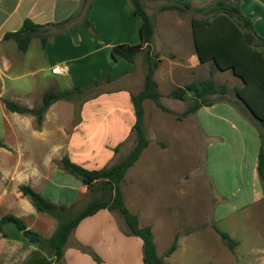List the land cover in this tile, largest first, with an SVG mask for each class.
<instances>
[{"label":"crops","instance_id":"crops-1","mask_svg":"<svg viewBox=\"0 0 264 264\" xmlns=\"http://www.w3.org/2000/svg\"><path fill=\"white\" fill-rule=\"evenodd\" d=\"M88 1L90 5L86 11ZM153 1L166 0H141L142 4ZM170 1L188 2L192 7H199L214 0ZM227 1L238 4L241 12L251 19L255 32L264 38V0ZM144 9L147 12L148 9ZM85 14L93 30L83 25ZM25 19L36 24H52L46 29L44 46L39 36H33L27 48L21 51L13 39L3 37L6 32L18 30ZM152 23L151 50L161 41H167L173 48L170 56L158 53L160 61L153 72L158 89L161 83L175 88L207 79L201 77L202 71L206 74L207 62L198 58L191 19L187 27L185 20L178 16L152 19ZM168 24L175 28H168ZM140 25L130 0H0V110L3 118L0 134V217L13 214L28 228L48 238L58 226L57 219L39 211L31 198L22 194L19 185L27 184L50 201L66 205L67 216H71L72 211L81 210L94 197L104 194L96 183L89 188L67 172L60 159L67 156L86 169H101L119 162L130 151L128 139L135 122L131 96L143 88L144 70L138 58L140 52L132 61L114 60L111 48L117 44H139ZM56 65L64 71L53 73L51 69ZM43 73L45 81L33 78L25 93L26 97L35 95L37 101L33 103L28 97L20 105L35 108L40 104L42 94L48 90L59 91L74 86L100 89L81 103L77 121L75 105L64 99L49 105L40 124L33 114L7 109L4 100L15 101L16 98L4 97L10 88L5 79L16 80L24 75L35 77ZM178 80L182 82L177 83ZM95 81H105L106 85L97 86ZM10 91L12 94L15 92L14 88ZM177 123L176 130L170 129L172 138L167 148L159 149L147 143L124 172L119 190L123 204L137 216L139 226L151 227L158 255H162L176 238V248L164 258L165 264H200L205 245L201 235L205 230L202 226L206 223V214L201 217L197 214L194 231L186 224L188 220L180 219L181 206L172 201L175 197L182 200L187 196L191 180L179 182V177L186 173L183 171L172 173L173 178L166 181L162 177L165 173L160 174L163 170L161 161L165 162L171 151H186L191 139L199 146L202 156L206 147L207 158L208 150L214 147L211 163L217 168L214 191L217 199L215 208L220 210L218 216L250 208L264 213V192L257 173L259 133L226 100L201 106ZM226 160L228 163L224 167ZM229 166L228 178L223 180L218 171L220 167ZM190 171L189 168L187 172ZM152 179L157 182L151 183ZM3 229L6 236L0 232V264H21L38 250L37 243L26 239L12 224H6ZM235 240L237 245L233 250L237 252L242 241ZM90 252L95 253L99 261ZM237 254L242 257V253ZM61 262L145 264L143 240L129 232L118 209L101 208L81 219L73 228L63 246Z\"/></svg>","mask_w":264,"mask_h":264},{"label":"trees","instance_id":"trees-1","mask_svg":"<svg viewBox=\"0 0 264 264\" xmlns=\"http://www.w3.org/2000/svg\"><path fill=\"white\" fill-rule=\"evenodd\" d=\"M130 2L133 14L141 21L139 29L141 41L137 45H114L111 48V56L114 60L123 58L132 61L140 51L145 50L147 68L144 75V85L141 90L131 96L135 110L133 130L136 133V144L122 160L101 169H86L72 162L69 157L62 156L60 162L67 172L77 177L89 188H92L96 183V186L103 193H110L107 200L103 198L91 200L74 216L67 217L68 207L66 205L50 201L27 184L19 185L22 194L29 196L39 211L49 214L58 221V226L53 234L48 238H43L37 231L28 228L23 220L13 214L7 213L0 217L2 236H6L3 227L6 224H12L26 239L38 245V250L32 252L21 264H62L63 246L73 228L84 217L92 215L98 209L105 207L118 209L125 219L129 232L143 240V262L145 264H165L164 258L169 256L176 248L177 242L174 238L162 255L157 254L151 227L139 226L137 216L129 212L123 204L119 190V181L124 172L134 163L148 143L142 127L143 101L151 99L163 110L168 111L160 103L161 94L157 89L156 81L153 79V72L157 65V62L152 60L149 52L153 35V23L141 0H130ZM89 5L90 2L88 1L85 6L86 11ZM190 8L192 6L188 2L179 1L160 5V10L173 9L179 12ZM193 9L197 12L204 11L212 16L210 19L191 17L192 33L199 60L201 62L211 61L215 67L222 71L230 70L233 75L241 80V85L235 86L233 90L237 104L241 105H239V108L258 127L260 145L257 173L264 192V38L255 32L251 19L243 14L238 4L234 2L214 0L207 6L194 7ZM50 25L52 24H36L29 19H25L18 30L6 32L3 37L13 39L17 48L21 51L27 48L33 36H39L41 45L44 46L46 41L45 32ZM83 25L93 30L86 14L83 18ZM94 84H96V81ZM225 92V85H217L213 79L207 78L177 86L172 89L170 95L178 100H185L188 93L193 97L192 103L177 114V118L180 119L201 106L212 105L214 101L209 98L210 95H222ZM83 93L84 90L80 86L59 91L48 90L42 94L41 103L35 108H28L9 99H5L4 102L10 111L35 115L37 124H40L44 112L51 103L58 99L68 101L82 99ZM79 110L80 105L75 108V121L79 118ZM97 180L99 181L96 182ZM212 228L229 250L237 245V241L227 232L220 230L215 224L212 225ZM41 246H46L49 249L50 256L39 253ZM90 253L96 261H99L95 253Z\"/></svg>","mask_w":264,"mask_h":264},{"label":"rangeland","instance_id":"rangeland-1","mask_svg":"<svg viewBox=\"0 0 264 264\" xmlns=\"http://www.w3.org/2000/svg\"><path fill=\"white\" fill-rule=\"evenodd\" d=\"M170 0L162 1H153L146 2L144 7H146L147 14L149 15L151 21L158 19H170L172 17H181L185 20L186 27L188 26L189 19L191 17H199V18H208L210 19L212 16L204 11L197 12L192 7L190 9H186L183 12H179L173 9L168 10H160V5L165 3H170ZM211 3V2H209ZM209 3H205L202 6H207ZM168 28H175L174 25L168 24ZM146 47V46H145ZM159 47V49L157 48ZM193 48V47H192ZM173 48H170L167 41H161L158 45L154 46V49L149 50L152 60L157 62V65L160 61L158 53L164 56H170ZM139 61L141 67L144 70V75L147 68V62L145 60V50L140 51ZM156 65V66H157ZM45 73L37 74L35 77L24 75L16 80L5 79L7 85L10 88H14V94L11 93L10 88L6 90L4 97H13L16 98L15 101L18 103H25L27 100L25 98L30 97L29 101L35 103L37 101V97L34 96H25L26 91L29 89V85L32 83L33 78H38V80L45 81L44 79ZM202 78H211L217 85H225L226 92L222 95L214 94L210 95L209 98L213 101L226 100L232 103L240 113H242L248 120L249 124L253 126V128L257 131L258 127L255 123L249 120L248 116L242 112L239 108L241 105L237 104L236 96L234 94L233 88L235 86L240 85V79L234 76L230 70L220 71L215 65L209 61L206 64V74H203ZM101 81H97V86L106 85V82L99 83ZM182 82V80H178L177 83ZM100 87L83 89L84 93L82 99H78L75 101H71L75 108H78L81 105V102L86 97L92 95L95 91L99 90ZM158 89V85H157ZM172 87L169 88V84L161 83L158 91L161 94L160 103L168 109V111L163 110L161 107L155 104V102L151 99H145L142 103L143 105V119H142V127L145 132L146 139L150 146H155L156 148L162 149L167 148L169 144V139L172 138L171 130H176L178 127L177 121L180 120L177 118V114L181 113L183 110V106H187L192 103L193 97L192 95L187 96L185 100H178L171 97L170 93L172 91ZM41 103V102H40ZM40 105V104H39ZM38 105V106H39ZM240 105V106H239ZM36 106V107H38ZM211 114H208L210 117ZM1 116L0 110V134L2 133L3 128V120ZM193 124H196L194 119H191ZM164 128V129H162ZM136 133L132 129V133L128 139V142L131 144V149L136 144ZM189 146L186 147V151L184 150H176L171 151L167 159L162 160L160 167L163 170H159L160 174H163L162 177L169 181L173 178L172 173H179L186 171L182 177H179V182H182L183 179L191 180V184L189 190H187L188 194L184 199L174 198L172 202L176 203L177 206H181V217L180 219L188 220L186 224L190 226L193 231L196 228L195 219L197 214L199 213V217L204 216L206 214V223L203 224L202 228H204V232L201 235V240L205 245L203 246V255L200 257L202 260L200 264H264V213H259L256 209L250 208L249 210L238 211L234 214H228V216H218L220 210H216L215 206L217 205V199L214 191V180L216 179L214 175H217V168L213 167L211 163V152L214 147L208 150L209 157H206V147L204 146L203 156L201 152H199V146L194 144V139L188 141ZM190 148V151L188 149ZM130 149V150H131ZM207 152V153H208ZM124 158V157H123ZM122 158V159H123ZM121 159V160H122ZM120 161V160H119ZM234 163V161H232ZM228 163V161L223 162V166ZM229 165H231L229 161ZM169 168H167V167ZM220 167V172L218 171V176H222L223 180H227V171L230 166L227 168ZM191 169L188 173L187 171ZM169 170V172L167 171ZM159 173V172H158ZM156 176V172L154 173ZM161 174V175H162ZM153 176V175H151ZM184 177V178H183ZM156 183L157 181L152 179L151 183ZM179 182H177L179 184ZM262 185V184H261ZM108 193V192H107ZM104 193L101 196H97L94 198H103L107 200L109 198V194ZM171 197V196H170ZM93 198V199H94ZM171 203V201H169ZM200 205V206H199ZM178 206V207H179ZM198 208V209H196ZM222 210V209H221ZM195 211V213H194ZM222 210V212H224ZM78 211H72L71 216H74ZM196 215V216H195ZM67 216V217H71ZM182 226H184L183 221H180ZM203 222V219H202ZM215 224L220 230L227 232L234 239L241 240V245L237 249L229 250L221 241L219 235L213 230L212 225ZM261 237V238H258ZM40 254L50 256L49 249L46 246H41ZM237 253H242V257H239Z\"/></svg>","mask_w":264,"mask_h":264},{"label":"built area","instance_id":"built-area-1","mask_svg":"<svg viewBox=\"0 0 264 264\" xmlns=\"http://www.w3.org/2000/svg\"><path fill=\"white\" fill-rule=\"evenodd\" d=\"M51 71H52L53 73H62V72L64 71V69H63L62 67L56 65V66H54V67L51 69Z\"/></svg>","mask_w":264,"mask_h":264}]
</instances>
